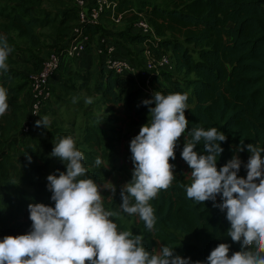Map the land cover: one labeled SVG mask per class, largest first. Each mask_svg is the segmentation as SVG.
I'll return each mask as SVG.
<instances>
[{
	"label": "trees",
	"instance_id": "trees-1",
	"mask_svg": "<svg viewBox=\"0 0 264 264\" xmlns=\"http://www.w3.org/2000/svg\"><path fill=\"white\" fill-rule=\"evenodd\" d=\"M79 11L75 2V7L64 13V19L74 23L68 40L79 21ZM118 11L124 13L123 24L128 29L114 34L107 31L104 23L112 21L106 14L99 25L86 26L92 42L87 44L81 57L62 62L50 81L52 96L43 106L41 115L34 118L29 111V131L21 130L13 142L14 148L0 154V240L4 236L23 235L30 231L29 204L55 206L47 189L50 163L32 142L26 144L34 122L51 109L54 91L62 88L65 93L78 91L99 95L104 104L130 112L134 111L142 97L138 89L132 90L136 86L134 77L108 71L105 57L96 54L95 45L105 38L116 47L114 58L125 59L137 68L144 66V44L153 48L157 56L168 55L172 69H165L160 76L153 77L150 86L154 93L160 92L165 96L172 93H186L188 96L185 116L189 124L175 149L180 161L174 166L175 179L166 191L161 190L150 201L156 223L149 231L141 221V228L147 229L146 238L153 239L152 244L158 249L166 245L183 258H191L193 264L196 261L206 264L208 255L220 243L230 245L231 256L241 248L239 243L232 242L226 235L230 228L226 214L213 207L212 201L198 204L186 196L185 186H190L191 170L182 159L181 152L184 140L191 139L189 132L193 128L208 130L215 127L227 137L226 142L221 143L224 151L217 157L218 169L233 155H238L242 161L238 176L246 178L244 165L250 156L246 148L248 144L262 149L264 158V0H119ZM14 13L11 18L14 28L21 36L34 39L37 43L34 28L45 22L34 17L32 11ZM140 14L147 17L158 40L134 29L133 23ZM64 40L63 37V42L54 41L53 50L65 48L68 40ZM154 43L159 45L158 49L153 46ZM42 63L31 73L38 71ZM22 77L21 72L13 70L0 74V86L7 90L8 98L18 94L19 91L11 84ZM26 86L30 87L29 83ZM28 93L32 107L30 88ZM142 98L148 100V95ZM12 108L9 105L6 114L0 116L3 135L19 124L18 113ZM30 117L32 121H29ZM108 120L112 124L119 121L114 118ZM39 128L40 132H49L48 127ZM106 135L101 129L89 128L84 144L90 150H107ZM242 146L244 150L237 152V148ZM194 150L203 154V141ZM26 156L31 157V163ZM100 170V166L97 167V178L108 175L109 171ZM220 202L218 196L216 203ZM121 203L119 195L113 205ZM112 220L119 231H127L120 219ZM179 233L192 235L195 240L182 242Z\"/></svg>",
	"mask_w": 264,
	"mask_h": 264
},
{
	"label": "clouds",
	"instance_id": "clouds-1",
	"mask_svg": "<svg viewBox=\"0 0 264 264\" xmlns=\"http://www.w3.org/2000/svg\"><path fill=\"white\" fill-rule=\"evenodd\" d=\"M11 51L7 38L0 36V72L9 70L7 59ZM7 100V90L0 86V116L9 108ZM187 100L186 93L165 96L155 92L153 99L143 101L149 106L151 121L141 126L130 142L132 178L120 190V209L129 216H138L149 231L156 223L150 201L161 190L166 191L175 179L170 161L176 159L178 141L188 128ZM86 102L91 103V98ZM48 124L49 119L44 116L36 127L46 129ZM189 135L191 139L184 140L181 152L191 170L186 196L198 204L212 201L213 207L225 213L230 224L226 235L241 248L229 256L230 245L220 243L208 255L206 264H264L262 149L254 144L246 146L250 153L244 165L247 176L241 178L238 173L242 161L238 155L217 168V157L224 151L221 143L227 140L223 132L215 127L208 130L195 127ZM201 141L203 154L194 150ZM53 144L50 156L66 168L58 175L47 176V189L55 206L28 205L30 231L0 240V264H193L191 258H183L169 246L149 251L143 244V235L119 231L111 219L119 213L105 210L101 191L93 179H80L87 169L74 138L69 135ZM243 150V146L237 148V152ZM26 159L31 163L30 156ZM101 164V158L97 157L95 165ZM111 192L114 196L115 187ZM218 196L220 203H216Z\"/></svg>",
	"mask_w": 264,
	"mask_h": 264
},
{
	"label": "rangeland",
	"instance_id": "rangeland-1",
	"mask_svg": "<svg viewBox=\"0 0 264 264\" xmlns=\"http://www.w3.org/2000/svg\"><path fill=\"white\" fill-rule=\"evenodd\" d=\"M75 2L76 0H0V36L7 38L8 45L12 49L7 59L9 70L23 74L22 78L11 84L19 91L18 94L7 100V103L14 107L12 108L13 112L18 113L19 124L17 127L10 128L5 135L1 134L0 131V154L6 149L14 148L13 142L21 130L29 125L27 122L31 107L28 101L29 87L26 86L30 81L29 75L39 63L49 57L54 48V41L63 42L61 41L63 37L64 41L68 40L74 23L65 20L64 13L67 9L75 7ZM26 10L32 11L34 17L45 22L43 25L34 28V33L38 37L37 43L34 39L21 36L12 24L11 18L15 14L14 12L23 13ZM103 27L112 34L128 29L126 24L117 25L112 22H105ZM24 75L27 77L26 80ZM71 83L70 80V86ZM135 85L132 90L137 91L138 89L142 93V97L145 94L148 95V100L153 98L152 86H144L139 78L135 81ZM74 88L77 89V86ZM54 92L53 101L50 103L51 109H48L47 114L42 116H47L49 119L47 126L49 132H40V128L36 127L37 121H35L32 131L26 137V144L32 142L40 150L41 155L48 159L50 165L47 176L58 175L59 172L66 171L64 164L58 159L52 158L50 154L53 150V143H58L59 139L63 137L72 136L77 150L81 151L84 156L82 164L87 169L85 176L80 177V179H93L101 191L105 210L119 213L118 216L111 217V219H120L126 225L127 231L133 235H143V244L147 250L159 251L152 244L153 239L146 238L147 229L141 228L139 217L123 213L120 204L113 205L116 197L120 195L122 186L132 178L133 164L131 162L130 142L133 137L139 134L141 126L151 121L148 106L143 105L145 98L141 97L134 111L130 112L126 109L123 110L122 107H111L104 104L99 95L78 91L65 93L62 88ZM88 98H91V103L86 102ZM74 100L75 102H73ZM139 109L141 110L139 111ZM109 118L119 119V121L117 124H112L108 120ZM89 128L101 129L106 132L107 150L104 148L90 150L84 144V137ZM97 157L102 160L100 171H109L108 175L105 174L101 179L97 178L95 174L97 166L93 165ZM178 161L179 159L176 157L170 163L175 166ZM114 187L116 192L113 196L111 190ZM178 236L185 243L195 240L192 235L179 233Z\"/></svg>",
	"mask_w": 264,
	"mask_h": 264
},
{
	"label": "built area",
	"instance_id": "built-area-1",
	"mask_svg": "<svg viewBox=\"0 0 264 264\" xmlns=\"http://www.w3.org/2000/svg\"><path fill=\"white\" fill-rule=\"evenodd\" d=\"M76 3L80 9L79 21L73 28L67 45L61 50L51 51L49 57L43 61L41 68L29 75V88L32 96L31 114L34 118L41 115L43 106L50 100L52 96L50 81L60 69L62 62L81 57L87 44L92 42L85 27L99 25L105 14L110 21L117 25L124 22V13L118 11L119 0H76ZM133 26L142 35L152 37L155 41L158 40L145 15L140 14ZM153 46L157 49L159 47L157 43H154ZM152 49L148 44H144V66L137 68L125 59L114 58L116 47L110 44L107 39L102 38L100 44L95 45L96 54L105 57V66L108 71L121 76L130 75L135 80L142 79L146 87H149L151 79L160 76L163 70L172 69L170 57L165 54L157 56ZM23 131L27 133L29 126H25Z\"/></svg>",
	"mask_w": 264,
	"mask_h": 264
},
{
	"label": "crops",
	"instance_id": "crops-1",
	"mask_svg": "<svg viewBox=\"0 0 264 264\" xmlns=\"http://www.w3.org/2000/svg\"><path fill=\"white\" fill-rule=\"evenodd\" d=\"M30 120L32 121L33 119H31V117H30L29 121H30Z\"/></svg>",
	"mask_w": 264,
	"mask_h": 264
}]
</instances>
